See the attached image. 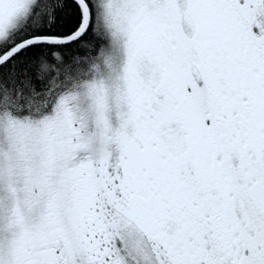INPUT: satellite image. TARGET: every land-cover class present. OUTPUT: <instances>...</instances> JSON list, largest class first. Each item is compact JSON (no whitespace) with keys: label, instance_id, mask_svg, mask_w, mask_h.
<instances>
[{"label":"snow or ice","instance_id":"1","mask_svg":"<svg viewBox=\"0 0 264 264\" xmlns=\"http://www.w3.org/2000/svg\"><path fill=\"white\" fill-rule=\"evenodd\" d=\"M0 264H264V0H0Z\"/></svg>","mask_w":264,"mask_h":264}]
</instances>
